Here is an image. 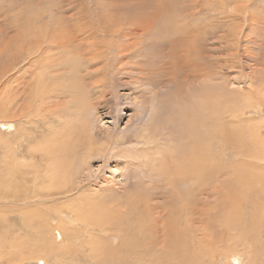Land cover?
<instances>
[{"label":"rangeland","instance_id":"obj_1","mask_svg":"<svg viewBox=\"0 0 264 264\" xmlns=\"http://www.w3.org/2000/svg\"><path fill=\"white\" fill-rule=\"evenodd\" d=\"M160 1L0 0V48L5 45V51L0 53V86L2 80L6 79L7 76H21L25 81H30V83L33 80H40L48 91L44 89L38 91L37 89L36 92H33L36 96L35 100L40 99V96L42 99H47V96L52 97L53 100L46 102V108L49 111L52 108L59 109L60 111L58 110V112L61 117L59 121L62 124L67 121L78 124V121L85 117L96 131L101 132L102 135L105 134V136L112 135V137L107 136L108 139L99 141V149L94 150L91 156H89L88 162L84 159L86 157L84 156V151L77 153L72 164L81 166L76 168L77 172L75 174H71L70 182L73 184V189L66 195L68 196L66 199L69 198V202L55 198L56 204H53L61 206L63 207L62 209L66 210H77L84 205V198H91L93 192H98L99 194L97 195L100 198L105 197L104 204L106 206L119 207V205L122 206L119 203L121 198L118 199L117 196L123 195L125 189L138 186L139 184V186L146 185L150 189L149 192H151V184L155 183L159 185L161 183L157 168L160 167L159 165L162 162L160 152L163 153V147L168 143L163 145V147L159 143L157 148L152 143L146 142L144 137L147 132L150 134H147L148 136H157L156 134L160 133L159 131L165 127L162 124L164 122L163 118L166 116L167 107L165 106L166 102L160 100L162 99L160 95L164 98L171 97L177 92V83L185 89V95L188 97H191L194 91L196 94L202 87H209L212 92L216 89V96L219 95L218 92L231 95L229 97L230 101H232L231 105L230 102L228 103L224 100L228 104L225 106L226 112L220 117L221 122L223 126L225 124L233 132H237L241 128L247 130L244 134L247 133L246 137L249 138L248 145L250 147H248V154L247 156H236L235 158L229 153H224L225 157L221 154L220 164L222 168L216 174L217 178L214 181L216 187L212 188L214 186H211L207 191L209 194L204 192L198 193L199 202L197 206L200 217L204 218L205 215L203 213H206V210L210 209L212 204H217L216 202H229L226 190L220 187V183L227 177L232 178L235 176V172L233 173L234 168L242 165L252 170L253 172L251 173L254 176L253 187L246 186V193L251 198L254 197L253 200L249 202V198L246 195V203H240L245 204V210L249 214L250 218L248 219H250L252 226L247 229L245 240L235 242L237 238L234 240L230 238L229 240L222 241L218 249L223 251L227 257H223L215 251L216 256L212 260L214 263H210L211 254H209L210 250H208L206 255L203 254L202 262L204 264L205 262L206 264H264V0H181V2L180 0H172L170 3H173L172 6L174 8L172 9L174 10L169 9L170 11L177 13L178 17L187 14L186 20L184 18L182 21H179L180 23L178 22L180 24L178 29L182 32H179L177 36L189 38L188 35H193L192 33L195 31L200 33V41L197 42V46L201 49V54L194 61V57L190 55L189 46L192 43L195 45V40H192L190 44H186L185 42L180 43L178 47L175 46L177 47L176 50L173 49V44L170 45V42L174 39L171 40L170 38L172 32L165 35V37H168L167 39H161L162 46L157 45L156 47L154 45L156 48L147 49V45L141 42L145 41V30L154 29L151 27V21L149 27V22L145 21L143 17H147L157 11L156 7ZM96 25L98 27L105 26L107 28L124 30L122 32L130 35L122 40L118 38L116 40L119 41H112L114 43H111V45L120 44L122 47L137 45L138 48L141 47L146 50L139 52L144 54L141 57L136 56L130 59H123L121 62L123 65L122 72L115 69V67L112 69V76H114L112 89L114 88L113 90L116 93L115 98L112 99V104L109 102L110 104L108 103L104 107H97L96 113L99 117L96 116L97 121L93 122L91 119L95 116L94 110L90 109L89 112L83 110V113L79 114V117L77 111L75 112L74 110V106L70 105L72 103L69 102V96L64 93L63 89H59L58 86L67 85L69 82V76L67 75L69 72H67L66 76L61 72L66 64L64 59L70 62L71 57L78 58L77 54L83 51V49L79 50L77 49L78 47L74 48L75 46L72 45L77 40V42H85L86 40L82 32L86 29H92ZM83 28L85 29L83 30ZM164 28L161 27L159 29L162 31ZM107 39L108 37L102 40L106 42ZM164 39L166 42H164ZM55 40L56 42H60V46L57 47L58 50L52 51L51 44ZM65 40H69V44ZM169 40L170 42L168 43ZM25 46L35 48L37 53L35 51L31 55H27L26 53L20 55L21 52L17 49ZM105 47H101L104 52H106ZM158 47L159 53H164V56H162L164 63L162 62V66L159 68L161 79H163L162 84L154 87L141 77V79L134 76L133 78L128 77L129 72L132 71L133 73L135 70V73L138 71V69L129 67H136L137 65H140L145 71L150 72L151 76H154L156 74L155 71L159 70L158 68L154 69L159 64V59L155 58V54L158 53L156 51ZM14 52L21 56L20 61L14 63L15 71L11 70L12 72L6 73L4 67L8 62H14V57L16 56ZM69 52L74 53L69 54ZM194 55L193 52L192 56ZM35 59L36 61H34ZM60 59L61 63L56 65ZM174 59L176 61L180 59L182 61L192 59V63L198 64V68L193 72L191 71L194 69L193 66L191 69L187 66L188 64L183 63L181 68H179L181 72L178 73L174 70H176V66L179 63L175 62ZM205 60L206 64H203ZM135 62L137 65H134ZM37 65L39 67L35 68ZM205 65H207V69L211 72V77L209 78L201 75L200 70H203ZM17 68H19L18 71H16ZM186 72H190L193 76H187ZM58 81L61 82L59 83ZM52 82H55L53 83L54 86L50 84ZM59 93L61 94L59 95ZM3 94L5 93L0 92L1 112L3 110V106L1 105ZM52 94H56L54 95L56 97ZM47 105L50 107H47ZM44 108V106L41 107V109ZM42 111L44 112V110ZM42 118L41 120L36 119L37 124H34L37 125L36 127L26 124L25 121L21 124L2 122L3 120L0 118V206L2 204L10 206L12 212L5 214L7 215V220L9 222L14 221V224L15 221L21 220L22 217L20 212L17 213V210L24 206V204H30L27 197L31 194L32 186L34 188L32 181L33 173L38 171L37 169L40 171L44 167H49L48 163L40 161L37 158V153L41 150L42 146L46 147L45 145L48 144L46 139L52 130L56 128L49 122V116ZM139 124L142 125L141 128H139ZM36 129L39 133H37ZM257 136L258 139L256 138ZM174 144L175 142L170 144L171 146L168 144V147H174ZM143 152H147L145 153L146 156H144ZM237 154L241 153L237 152ZM145 157H148L149 163L143 166L142 160H145ZM35 166L37 167L35 168ZM147 172H149L148 176ZM72 179L76 181V184ZM20 183L22 184L20 185ZM74 186L77 187L75 188ZM12 187H16L19 192L17 193L16 191V193L11 194ZM4 193L7 199L5 197L1 198ZM12 195H15V197L20 195V198L18 197L19 200L14 197L10 200V196ZM108 196H111V199L107 202ZM252 201L255 204L249 206ZM162 202L161 198H155L148 204H163ZM18 204H21V207ZM0 212L2 213L1 209ZM58 217L55 222L49 220L50 224L57 226L59 222ZM64 219L70 220L69 236L62 237L63 235H60L59 230H53L54 244L56 243L55 246H58L60 251V253H57L58 255L52 256L49 261H45L40 257L38 260L30 258L28 261L21 262L17 257L8 260L11 256L4 249L5 251H2L4 253L2 255L4 256L0 252V264H96L99 259H95L96 255L92 256L90 254V247L88 246L87 248L85 244L91 238L97 236L98 233L92 230L89 231L90 228L88 227H78V220H74L72 217ZM200 224H196V226L201 229L202 224ZM251 227L255 228L256 232H258L257 236H255V231ZM0 228V232L5 230L2 225H0ZM6 228H11L10 231L13 230L10 233L8 232L7 236H5L6 238L3 237V241L0 238V244L3 243L2 245L10 246L7 243L12 239L16 231H14V226ZM23 233L24 231L21 232V234ZM108 233L106 236H108ZM8 238L10 240H7ZM6 241L8 242L6 243ZM107 241L111 246H117L119 234L109 235Z\"/></svg>","mask_w":264,"mask_h":264},{"label":"bare ground","instance_id":"obj_2","mask_svg":"<svg viewBox=\"0 0 264 264\" xmlns=\"http://www.w3.org/2000/svg\"><path fill=\"white\" fill-rule=\"evenodd\" d=\"M171 1L172 0H161L156 7L157 11L151 13L147 17H143L145 21L149 22V27L151 21V27L154 29L145 30V41L141 42L147 45V49L154 48L155 46L157 47V45L162 46L161 39H167L168 37H165V35L172 32L173 37L170 35V38L171 40L174 39L171 42L169 40L168 43L170 42V45L173 44V49L176 50L180 43L185 42L186 44H190L192 40H195V45L192 43L189 46V52L191 57H194V61V59L198 58L201 54V49L197 46V42L200 41V33L195 31L192 33V37L188 35L189 38L186 36L184 38L177 36L179 32H182L178 29L180 26L179 21H182L184 18L186 20L187 14L178 17L177 13L170 11L174 8L172 6L173 3H170ZM159 26L162 28L165 27L164 30L162 29L161 31L159 29L161 27ZM84 29L85 28H83V30ZM122 31L124 30L107 28L105 26L98 27L97 25L92 29H86L82 32L86 41L77 42V40L76 43L72 45L75 46L74 48L78 47L77 49L79 50L83 49L82 53L77 54L78 58L71 57L70 62L64 59L66 64L61 72H63L62 74L65 76L67 72H69L70 75L67 74L69 76V82L65 80L68 84L66 85L63 83L64 85H59L58 88L63 89L64 93L69 96V102L72 103L70 105L74 106V110L75 112L77 111L78 116L83 113V110L89 112L91 109L94 110L93 112L95 114L94 118L91 120L96 122V116L99 117L96 113L97 107H104L115 98L116 93L113 90L114 88L112 89V81L114 80L112 69L115 67V69L121 71L123 68L121 64L123 59H130L136 56L141 57L144 55L139 52L145 51L146 49L141 47L138 48L137 45L129 47H122L120 44L115 46L113 44L111 45V43H114L112 41H119L130 36ZM106 37H108V39L105 42L102 39ZM118 38L119 40H116ZM65 42L69 44V40H65ZM164 42H166L165 39ZM51 45L52 51L58 50L57 47L60 46V42H56L55 40ZM103 46H106V52L101 49ZM159 47L158 50L154 49L158 52L155 54V58L159 59V64L154 69H159L160 66H162V62L164 63L162 57L164 53H159ZM17 50L21 52L20 55L25 53L31 55L36 51L35 48H30L28 46L20 47ZM65 50L67 51V49ZM4 51L5 45L0 48V53ZM193 52L195 54L194 56H192ZM70 53L72 52H69V54ZM14 54L16 55L14 57V62H8L4 67L6 73L11 70L15 71L14 63L20 61L21 56L17 55L16 52H14ZM171 54L173 53L171 52ZM34 61H36V59ZM175 62L179 63L176 66V70H174L178 73L181 72L179 68H181L183 63L188 64L187 66L191 69L194 67V69L191 70L193 72L198 68V64H195V62L192 63V59H188V61H182L180 59L178 61L175 60ZM60 63L61 59L56 65ZM203 64H206V60ZM134 65H137V63L135 62ZM61 66H63V64H61ZM137 66L129 67L138 69V71L134 73L135 70L133 69L135 75L131 71L129 72V76L127 75L128 77H141L154 87L162 84L163 79H161L160 69L155 71L156 74L154 76H151L150 72L148 73V71H145L140 65ZM38 67L39 65L35 66V68ZM18 70L19 68L16 69V71ZM200 71L202 76L211 77V72L207 69V65ZM147 73L148 75L145 76ZM186 75L193 76L190 72H186ZM53 83L55 82L50 84L53 85ZM176 85L177 92L171 97L164 98L160 95V97H162L160 100H162V102L165 101V106L167 107V111L165 112L166 116H164V122L162 124V126L165 127L159 131L160 133L156 134L157 136H148L147 134H149V132H147L144 137L146 142L152 143L156 147L159 143L161 147H163V145L167 143L170 145L175 142L173 145L174 147H170L171 145L168 147L167 144L164 146L166 149L163 147V153L160 152V159L162 162L157 169L161 183L156 185L155 183L151 184L149 182L152 191L153 189L154 191L149 192L150 189L147 188L146 185L139 186L138 184V186L134 187L128 185L131 187L129 189H125V186V188L123 187L125 189L123 195L117 196L118 199L121 198L119 203L122 204V206L119 205V207L106 206L104 204L105 197L100 198L97 195L99 194L98 192H93L91 198H84L83 206L77 210H66L62 209L63 207L61 206L53 204H56L55 198L62 199L64 202H69V198L66 199V197H68L66 195L73 189V184L70 182L71 174H75L77 172L76 168L81 166L72 164L77 153L84 151V156H86L84 159L87 161L94 150L99 149V141L105 140L107 136L112 137V135H102L101 132L91 127L89 124L90 121L85 119V117L81 118L78 124L71 121L63 122L62 124L59 121L61 118L58 112L59 109L52 108L49 111L46 108V102L53 100L52 97L47 96V99H42L40 96V99L35 100L36 96L33 92H36L37 89L38 91H41V89L48 91L40 80H33L30 83V81H25L21 76H7L6 79H3L0 86V92L5 93L1 100L3 110L2 112L0 111V118H2V122L21 124L25 121L26 124L36 127L37 125H34L36 119L41 120L43 119L42 117L46 118L49 116V122L53 124V127L56 129L52 130L48 138L46 137L48 143L45 145L46 147L42 146L41 150L38 151V153L36 152L38 155L37 158L40 159V161L48 163L49 167H44V169L40 171L37 169L38 171L33 173L32 181L34 188L32 186L31 194L27 197L28 203L30 204H24L22 207L20 206L21 204H18L21 208L17 210V213H21V220L15 221V224L14 221L9 222L5 213L12 212L10 206L8 204H2L0 206L2 210V213L0 212V225L5 228V230L0 232L1 240L3 237L6 238L5 236H7L8 232L10 233L13 230L10 231L11 228L9 229L6 227L14 226V231H16L11 240L9 238L7 239L10 240L9 243L6 241L10 246L2 245L3 243L0 244L1 255L4 254L2 251L6 249L5 252L11 256L9 258L7 257L8 260L17 257L22 262L25 260L28 261L30 258L38 260V258L40 259L41 257L43 260L49 261L52 256H56L57 253H60L59 247L55 246L56 243L54 244L53 230H59L60 235H63L62 237L69 236L68 234L70 232L68 230L70 220H65L64 218L66 217H72L74 220H78V227H88L90 228L89 231L92 230L98 233V235L96 234L97 236H95L94 233L95 237L91 238L87 244H85L87 248L88 246L90 247V254L92 256L96 255L95 259H99L98 261L96 260V264H204V262H202V257H204L203 254L206 255L208 250H210L209 254H211L209 262L214 263L212 260L215 259V251L218 252L219 255L227 257L223 251L218 249L223 240H229L230 238H233V240L237 238L235 242L245 240V236L247 235L246 231L252 224H250V219H248L250 217L245 210V204L240 203H246V195L249 198V202L254 198H251L246 193V186L253 187L254 176L251 173L253 172L252 170L242 165L235 167L233 170L235 176L232 178L227 177L220 183V187L226 190L225 192L227 193L229 202H216L217 204H212L211 208L206 210V213H203V215H205L204 218H201L199 215L197 206L199 201L197 195L200 192L208 193L207 191L211 186H214L212 188L216 187V183L214 182L217 178L216 174L219 173L220 168H222L220 164L221 154L225 157L226 155L224 153H229L232 154L234 158L236 156H247L248 147H250V145H248L249 138L246 137L248 134H244L247 130L241 128L239 131L233 132L225 124L223 126L220 117L226 112L225 106L229 102L231 105L232 102L229 98L231 95H227L228 93L218 92V90L217 92L219 95L216 96V89L212 92L209 87H202L196 94L195 91L192 93L193 97H188L185 95V89L178 85V83ZM60 94L61 93H59V95ZM42 106L45 108L41 109ZM47 107L50 106L47 105ZM42 110H44V112ZM138 126L141 128L142 125L139 124ZM36 131L39 133L37 129ZM256 138L258 139V136ZM237 152L241 154H237ZM145 153L147 152H143L144 156H146ZM157 156L159 155L157 154ZM144 159L145 160H142L143 166L149 163L148 157ZM77 164L79 163L77 162ZM37 166H35V168ZM148 173L149 172H147V176L149 175ZM246 173L248 174L245 175ZM248 175L250 176L248 177ZM85 176L87 177V175ZM73 182L76 184V181L73 180ZM21 184L22 183H20V185ZM94 188L96 187L94 186ZM16 191L17 188L12 187V193H10L14 194ZM18 192L19 191H17V193ZM4 195H2L1 198H6V195ZM15 195L10 196V200L12 197L19 200L20 195L17 197H15ZM155 198H161L163 204H148ZM109 199H111V196H108L107 202ZM66 204L63 205L67 206L68 204ZM252 204H255V202L252 201L249 206ZM29 206H31L30 209H28ZM56 216H59V222L57 226H53L50 224V221H57ZM199 223L202 224L201 229L196 226V224L198 225ZM18 224L19 226H17ZM251 228L255 231V236H257L258 232H256L255 228ZM22 231H24L23 234H21ZM107 233L108 236L119 234L117 246H111L110 243H108Z\"/></svg>","mask_w":264,"mask_h":264}]
</instances>
